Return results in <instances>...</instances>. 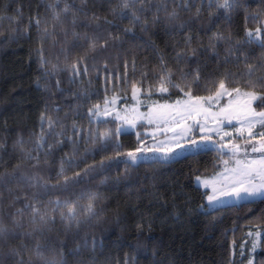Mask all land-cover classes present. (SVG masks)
<instances>
[{"label": "trees", "instance_id": "16d2710c", "mask_svg": "<svg viewBox=\"0 0 264 264\" xmlns=\"http://www.w3.org/2000/svg\"><path fill=\"white\" fill-rule=\"evenodd\" d=\"M223 2L130 0L125 9L124 0H0V222L17 237L2 246L3 264H264V197L207 209L209 189L196 182L222 168L225 152L133 163L126 154L147 136L89 114L115 94L131 103L133 84L156 100L184 97L170 86L159 91L165 71L196 96L215 93L225 76L229 88L264 95L247 84L249 65L252 80L264 77V47L244 43L247 30L264 33V0H235L227 12ZM178 52L188 55L178 61ZM25 205L54 222L38 229ZM11 248L19 255H8Z\"/></svg>", "mask_w": 264, "mask_h": 264}, {"label": "snow or ice", "instance_id": "6c2138e0", "mask_svg": "<svg viewBox=\"0 0 264 264\" xmlns=\"http://www.w3.org/2000/svg\"><path fill=\"white\" fill-rule=\"evenodd\" d=\"M235 0H224L222 4H218L219 8H223L226 10H230L233 7ZM130 4V0H124L122 5L123 8H128ZM187 6V5H185ZM67 11V8H65ZM115 11V10H113ZM197 14H199V9H197ZM123 15V13H122ZM173 16L175 13L172 14ZM255 19V17H253ZM139 21V17L135 15L133 12L132 14V23L135 24ZM106 23H111L110 21H105ZM39 23V20H37ZM155 23V21H153ZM147 25H142V31H147ZM126 33L131 32V28H127L124 30ZM246 41L244 43H257L259 46L264 47V33L260 27H257L254 31L247 30L246 31ZM115 39H119V37H115ZM226 39L222 35H215L212 40H224ZM107 41H105V44ZM186 46L189 48L191 47V37H188L185 41ZM240 43V42H238ZM103 46V45H101ZM213 51L215 50V44H210ZM92 47H95V41L92 43ZM196 49H191V54L195 55ZM228 52L231 54L232 49L229 48ZM187 53L178 52L176 59L178 61L185 59ZM227 62V61H226ZM264 67V65H261ZM72 70L74 73L79 74V69L77 65H72ZM256 68L254 66H247V84L252 88H255L258 84L264 87V77L259 78L258 80H252L251 77L255 74ZM87 69L85 68V72ZM146 75V74H145ZM171 72L165 71L163 75L159 77L160 87L159 91L161 93L168 92V86L172 88L179 89L183 92L184 100H177L175 105H167V106H159L160 108L167 107L172 111L164 113L160 111H156L153 115L146 116L145 118L148 119L149 123L153 122V118L156 119H164L165 122L167 118L171 116V118L177 123L180 124V120L176 119L178 116L183 119H193L195 124L193 126H199L201 131H206L208 133L215 132L219 135L220 129L213 128L207 129L206 124H201L197 117L203 116L204 120L207 121L208 119L217 120L220 124L227 123L231 125L233 123V119L237 121L240 127L237 129V133L240 137H244L245 131L247 132V138L244 141V146L242 147L241 144L238 143H224L220 144L221 150L228 148L231 153V158L234 161L235 167L229 169L227 164L229 161L225 160V173L228 175H224L221 173L220 175L223 176V186L217 187V184L220 181L216 180H203L202 183L205 188H211V194H207V201L209 206H216L219 204L224 203L225 198L228 197H235L237 199H248V198H256V197H264V131L255 132L254 129L257 126H260L264 129V110L256 111L253 107V103L256 101H260V107L264 108V95L257 94L255 91H244L242 92L239 87L233 88L229 90L226 86L227 76L221 79L218 82L217 90L215 91L214 95L209 96H196L192 94L191 91V84L186 85L188 87V91H184V88L181 87L180 84L173 83L171 79ZM190 74L185 73L182 75V79L188 80ZM231 75V74H228ZM200 81V71L199 69L196 70L195 75L192 76V82L199 84ZM167 85V86H166ZM141 91V89L137 88L135 84L132 85V95L135 99L137 94ZM228 97V102L220 107L219 112H213V107L219 105V102L222 98ZM116 103V98H113L111 101L105 100V107L104 111L101 112V106L99 104L94 105L92 108L89 109L90 116L93 117H100V116H107L111 115L112 113L108 111V105ZM151 112V110H150ZM116 119L124 120L125 123L130 124L132 127H135V121L129 120L127 116H120L119 113L115 116ZM43 119V117H42ZM49 126H52V121L49 120ZM193 126L188 127V131L192 130ZM76 125L73 124V128ZM120 129H117L119 132ZM108 133H104V138L108 137ZM232 134L229 132H224L223 136H231ZM221 136V140L223 139ZM259 138L258 143H254V141ZM175 143L164 145L163 142L160 143L159 146H152L150 148H138L136 152H128L126 155L131 160V162L136 163L138 160L147 158L144 154L147 152L153 153V158L157 159L158 161H168L173 158L175 155L182 154L186 147L192 149H199L203 147H207V142H210L212 137L210 134L204 135L201 138V142H197L195 139L186 138L184 135H180L175 137ZM181 141H186V143H181ZM59 143H62L60 141ZM52 148V145H49V149ZM179 150V152L177 151ZM249 152L251 153H259L258 156L249 158ZM137 153H140L138 155ZM159 153L160 155L157 157L156 154ZM119 155V153H118ZM243 156L241 159L240 157ZM107 159H112L108 157ZM66 161L62 159L61 166H60V173L62 175L65 171L64 164ZM103 164V161H101ZM95 166H89L88 168L84 169V173H87L93 170ZM81 176L80 172L75 174L73 179H76ZM196 180L198 182L201 181V177L197 176ZM68 182V178L65 177V183ZM42 187H47V185H42ZM55 187V186H53ZM90 198V202L88 205V213H92V204ZM59 204V201L56 202ZM31 207V216H32V223L37 226L38 229H42L44 226L48 225L50 222H54V218L48 216L47 214H41L39 209L35 205H25V208ZM203 207V206H202ZM18 214L23 216L24 210L19 209ZM63 218V214H62ZM69 220H75V209L74 207L69 208ZM17 226L19 225V221H14ZM79 225V221H77V226ZM249 235H253L249 233ZM257 236L260 235L259 232L256 233ZM17 238L15 233L8 229L2 222H0V252H2V246H6L10 239ZM257 247V243L254 241L252 244V250L255 251ZM37 257L42 255L40 251L39 245H37L36 249L34 250ZM8 255H19V251L15 248H11ZM0 264H3L2 259H0ZM17 264H23V261L20 260ZM249 264H253L252 260H249Z\"/></svg>", "mask_w": 264, "mask_h": 264}, {"label": "rangeland", "instance_id": "374dc122", "mask_svg": "<svg viewBox=\"0 0 264 264\" xmlns=\"http://www.w3.org/2000/svg\"><path fill=\"white\" fill-rule=\"evenodd\" d=\"M136 87L141 89L139 86H136ZM231 89H233V88H229V90H231ZM240 89L242 92L252 91V90H247V89H243V88H240ZM214 94L215 93H213L211 95H214ZM207 96H209V95H207ZM113 98H116V103L108 105V111L111 112L112 114L107 115V116L102 115L100 117H93V118L95 120L114 119L118 124L117 129H120L119 133L124 132V131H136L139 136L142 135L141 133H144L145 136H147V137L141 141V144L138 148H150L154 145L159 146L161 142H163L164 145L174 144L175 143L174 138L178 137L180 135H184L186 138L195 139V140H197V142H201V138L204 135H208V134L211 135L212 139L210 142H207V147H203V148H199V149H192V148L186 147L182 153V154H185V153L190 152V151H196V150L206 149V148H210V147L219 148L221 150L220 144L229 143V142L241 144V146L243 147L244 141L247 138V132L246 131H245L244 137H240L238 135L237 129L240 127V125L237 123V121L235 119H233V123L231 125H229L227 123L220 124L217 120H213V119H208L207 121H205L203 116L197 117V119L200 121L201 124H206L207 129L219 128L220 133L218 135L215 132L208 133L206 131H201L199 126H193L195 124V121L193 119H183V118L178 116L176 119L180 120V124L177 125V123L171 118V116H169L167 118L166 122L164 119L153 118V122L149 123L148 119L145 118L146 116L153 115L156 111H160V112H164V113L172 111L171 109H169L167 107L160 108L159 106L175 105V102L177 100H184V99H186V97L179 98L173 102H171V101H160V100L153 99L150 96H146L142 93V91H140L137 94V97L135 99L133 98V95H132L133 100L131 103L125 102L123 100V97L120 95H117V94L110 96V97H107L106 99L108 101H111ZM228 99H229L228 97L222 98L219 102V105L213 107L212 111L213 112H219L220 107L225 105L228 102ZM256 103H257V101L253 103V107L256 109V111L264 110V108L257 107ZM99 105L101 106V112H103L104 107H105V101L103 103H100ZM150 110H151V112H150ZM117 113H119L120 116H127V118L129 120L135 121V127H132L130 124L125 123L124 120L116 119L115 116ZM189 126H193L191 131L187 130ZM139 128H141V129H139ZM254 131L258 133L260 131H264V129H262L260 126H257L254 129ZM224 132H229L232 135L231 136H223ZM221 136H223L222 140H221ZM258 141H259V138H257V140L254 141V143H258ZM181 143H186V141H181ZM136 150H134L132 152H136ZM177 151L179 152V150H177ZM222 151L227 154V156H224V158H223L222 168L214 174L207 175V176H200L201 177L200 182H198L196 180L197 184H199L203 188H205V187H204L202 181L205 179L210 180V181H212V180L220 181V183L217 184L218 188L223 186V176H221L220 174L224 173V175H228V173L224 172L225 167H226L224 164L225 160L229 161V163L227 164V167L229 169L235 167V164L231 158V153H230L229 149L225 148ZM137 154L140 155V153H137ZM182 154L175 155L174 157L180 156ZM144 155L147 157L145 159L153 158V153H151V152H147ZM159 155H160L159 153L156 154L157 157ZM258 155H259V153H257L255 156H258ZM255 156L252 155L251 152H249V158H252ZM240 158L242 159L243 156H241ZM207 189H209L208 194H211V188L209 187ZM256 198H259V197H256ZM251 199H255V198L237 199L235 197H228V198H225L224 203H222V204H219L216 206H209L207 198H206V202H207L206 208L211 209V208H214V207H217L220 205L239 203V202L251 200ZM254 241L258 245L259 236H257L256 234L254 235Z\"/></svg>", "mask_w": 264, "mask_h": 264}, {"label": "crops", "instance_id": "0c3cea01", "mask_svg": "<svg viewBox=\"0 0 264 264\" xmlns=\"http://www.w3.org/2000/svg\"><path fill=\"white\" fill-rule=\"evenodd\" d=\"M256 154H257V153H252V155H254V156H255Z\"/></svg>", "mask_w": 264, "mask_h": 264}]
</instances>
